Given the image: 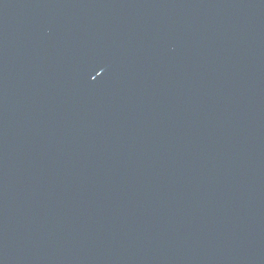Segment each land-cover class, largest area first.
Segmentation results:
<instances>
[{"label":"water","instance_id":"1","mask_svg":"<svg viewBox=\"0 0 264 264\" xmlns=\"http://www.w3.org/2000/svg\"><path fill=\"white\" fill-rule=\"evenodd\" d=\"M0 264H264V0H0Z\"/></svg>","mask_w":264,"mask_h":264}]
</instances>
